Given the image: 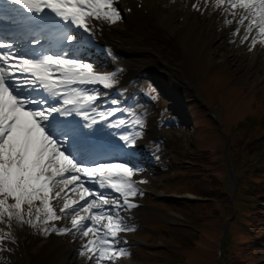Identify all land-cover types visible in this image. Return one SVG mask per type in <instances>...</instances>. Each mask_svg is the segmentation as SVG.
<instances>
[{
	"label": "snow or ice",
	"instance_id": "1",
	"mask_svg": "<svg viewBox=\"0 0 264 264\" xmlns=\"http://www.w3.org/2000/svg\"><path fill=\"white\" fill-rule=\"evenodd\" d=\"M118 2L0 0V19L26 14L19 35L0 38V250L16 242L14 228L27 226L42 236L81 239L85 264L130 256L121 234L135 226L122 213L144 195L139 185L148 181L136 179L143 169L133 152L109 157L81 147L105 129H123L107 135L133 149L146 127L143 114L106 99L122 70L102 71L81 55L104 24L122 19ZM191 7L202 11L200 0ZM203 9L235 24L230 35L249 52L264 48V0H203ZM62 220L66 226H58Z\"/></svg>",
	"mask_w": 264,
	"mask_h": 264
},
{
	"label": "rangeland",
	"instance_id": "2",
	"mask_svg": "<svg viewBox=\"0 0 264 264\" xmlns=\"http://www.w3.org/2000/svg\"><path fill=\"white\" fill-rule=\"evenodd\" d=\"M183 10L179 4H171L163 14L165 18L160 19L178 29L176 33L182 39L187 36L191 89L173 76L182 72L173 45L144 39L124 23L112 33L124 45L116 46L122 51L128 49L118 64L126 69L147 67L165 75L163 84L168 90L175 87L183 93L194 123L189 136H168L167 155L173 160L170 172L156 175L151 183L154 190L146 187L152 200L148 195L143 204H154L144 205L135 218L145 226L134 235L135 239L147 246L150 243L151 252L135 245L131 250L137 256L131 263L263 264L264 246H257L264 243V149H259L264 144V83L255 78L259 76L257 70L249 67V62L246 64L243 55L232 53L222 44V37L216 40L220 32L210 27L211 21H204L200 27L191 16L182 20L186 14ZM188 27L197 31L196 37ZM157 54L165 61L166 69L160 70L154 63ZM150 74L157 79L156 73ZM190 91L216 116L217 126L196 105ZM148 130L152 132L150 125ZM229 156L234 171L233 189L224 165ZM162 183H166L165 192L160 188ZM186 194L196 201L173 199ZM166 198L171 199L167 205L159 204ZM232 210L234 216L230 219ZM153 222L155 226L149 227ZM224 226L229 235L222 240L218 257Z\"/></svg>",
	"mask_w": 264,
	"mask_h": 264
},
{
	"label": "bare ground",
	"instance_id": "3",
	"mask_svg": "<svg viewBox=\"0 0 264 264\" xmlns=\"http://www.w3.org/2000/svg\"><path fill=\"white\" fill-rule=\"evenodd\" d=\"M140 3V9H136L133 3H129L131 12L130 15H125L127 19L126 24L131 30L141 35L144 39H154L161 42L162 45H173L177 62L182 65V72L178 71V73L173 76L179 77L188 88H192L193 84L190 77L191 68L185 50L188 44L185 40L187 36L182 39L183 36L176 33L178 29L176 30L174 26L168 25L160 19L164 14L163 9H161L154 0H145ZM200 18L205 20V13H202ZM193 20L199 22V26H201V21L197 16H194ZM173 25H175V23H173ZM117 27V25H113L108 28L114 29ZM188 29L192 31V37H196L197 31L194 29L192 30L191 27H188ZM101 36H103L104 40L113 41L117 45L124 46L120 40L117 41L116 38L113 37L111 32L108 33L106 30H102ZM127 50L128 49L124 48L123 51L126 52ZM223 59L227 61L225 58ZM135 62L137 63L138 61ZM154 63L158 64L160 70H162V68L166 69L165 61L159 54L156 55ZM249 67L257 70L259 74V76H256L257 78H264V59L259 58L258 61L252 59V61L249 62ZM125 73V77H131L133 72L131 69H127ZM20 243L21 246L18 245L13 254L9 256L10 261L7 264H52V260L56 259V254L61 259L58 264H73V261L69 259V255L65 249H61L55 241L37 242L32 237L21 234ZM30 248L38 252L36 254H31Z\"/></svg>",
	"mask_w": 264,
	"mask_h": 264
}]
</instances>
